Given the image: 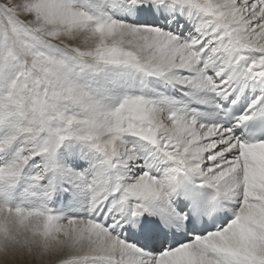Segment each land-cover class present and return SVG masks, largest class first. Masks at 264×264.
Here are the masks:
<instances>
[{
    "label": "snow or ice",
    "instance_id": "1",
    "mask_svg": "<svg viewBox=\"0 0 264 264\" xmlns=\"http://www.w3.org/2000/svg\"><path fill=\"white\" fill-rule=\"evenodd\" d=\"M0 264H264V0H0Z\"/></svg>",
    "mask_w": 264,
    "mask_h": 264
}]
</instances>
